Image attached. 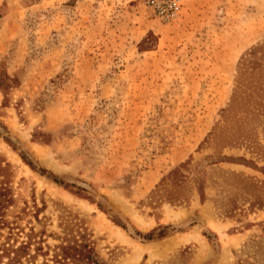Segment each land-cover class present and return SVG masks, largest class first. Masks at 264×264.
Masks as SVG:
<instances>
[{"label": "rangeland", "instance_id": "obj_1", "mask_svg": "<svg viewBox=\"0 0 264 264\" xmlns=\"http://www.w3.org/2000/svg\"><path fill=\"white\" fill-rule=\"evenodd\" d=\"M0 72V250L85 228L103 264H264V209H219L264 183V0H0Z\"/></svg>", "mask_w": 264, "mask_h": 264}, {"label": "trees", "instance_id": "obj_2", "mask_svg": "<svg viewBox=\"0 0 264 264\" xmlns=\"http://www.w3.org/2000/svg\"><path fill=\"white\" fill-rule=\"evenodd\" d=\"M7 86L4 83V80L1 78L0 72V88L4 89ZM245 100L244 98H240L237 104H241ZM233 102V103H234ZM231 110L234 112L235 106L231 107ZM231 111V112H232ZM230 112V113H231ZM230 113L225 116V122L227 126H223L224 129L219 131V134L222 136L223 132L232 129L233 132L231 133L236 137V139H241L242 141H247L248 138L244 135V132L241 130V125H235V122H232V118L230 117ZM231 121V122H230ZM232 124V125H231ZM235 127L233 128V126ZM263 132H264V125H263ZM7 143H10L8 139H5ZM23 161L31 167V169L35 170L32 163L23 155L21 156ZM222 162L228 163H237L243 164L245 166L253 165L248 162L245 158H234L226 155H221L215 159H212L209 162V165L219 164ZM2 164V163H1ZM5 167L8 168L10 165L8 163H4ZM254 168H257L254 166ZM4 169L0 165V172ZM260 169L264 170V166ZM41 175H45L44 172H40ZM234 178H236V183L240 186L241 193L235 191L231 195L228 196V199L223 202V200L219 203V209L221 210V214H224L226 217L233 216L240 207H238V200L241 199L243 202L248 203L249 210H253L254 208L257 209H264V183H260L257 180L250 178V177H243L238 174H233ZM48 177V176H47ZM168 177H171V189L165 190L166 196L165 199L169 202H174L181 197V173L179 169L173 170ZM54 183L59 185H65L59 178L52 176L49 177ZM203 180L196 181V189L199 193L201 201H204V188H203ZM13 201V195L11 194L10 188L7 184L4 186H0V225L3 224L1 220L2 215L5 209L9 206V204ZM115 223H118L115 221ZM81 228V227H80ZM11 235V234H9ZM163 236V233L160 234ZM152 234L145 236V239H151ZM30 238V237H29ZM28 238L27 241H22L18 245L10 246L7 244L4 250H0V255L5 254L7 260L4 264H24L23 259L30 256L29 248L31 246L30 239ZM41 248H37L40 250ZM47 256V253L44 254ZM103 264L100 262L99 257L96 255L95 250L92 246V241L90 240V235L86 232L85 228H81V231L77 232L76 236H71L70 238H62L61 244L56 246L53 250V255L51 258H45V260L40 264ZM3 264V263H1Z\"/></svg>", "mask_w": 264, "mask_h": 264}]
</instances>
